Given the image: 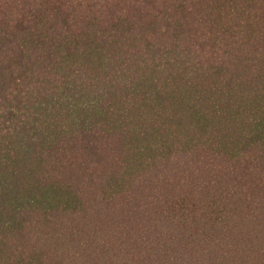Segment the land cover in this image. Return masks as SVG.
Returning a JSON list of instances; mask_svg holds the SVG:
<instances>
[{"label": "trees", "instance_id": "1", "mask_svg": "<svg viewBox=\"0 0 264 264\" xmlns=\"http://www.w3.org/2000/svg\"><path fill=\"white\" fill-rule=\"evenodd\" d=\"M0 264H264V0H0Z\"/></svg>", "mask_w": 264, "mask_h": 264}, {"label": "rangeland", "instance_id": "2", "mask_svg": "<svg viewBox=\"0 0 264 264\" xmlns=\"http://www.w3.org/2000/svg\"><path fill=\"white\" fill-rule=\"evenodd\" d=\"M75 224H77V223H75ZM67 226H72V223L71 222H68V225ZM59 232L60 233H64V234H66V231H62V228L59 230ZM50 258H53V255L52 254H50V256H49Z\"/></svg>", "mask_w": 264, "mask_h": 264}]
</instances>
